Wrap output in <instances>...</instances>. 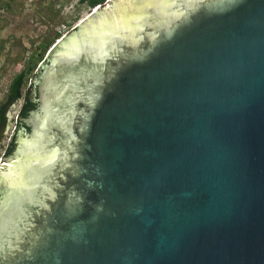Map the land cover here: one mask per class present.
<instances>
[{"label":"water","instance_id":"water-1","mask_svg":"<svg viewBox=\"0 0 264 264\" xmlns=\"http://www.w3.org/2000/svg\"><path fill=\"white\" fill-rule=\"evenodd\" d=\"M32 84L0 264H264V0H108Z\"/></svg>","mask_w":264,"mask_h":264},{"label":"rangeland","instance_id":"rangeland-1","mask_svg":"<svg viewBox=\"0 0 264 264\" xmlns=\"http://www.w3.org/2000/svg\"><path fill=\"white\" fill-rule=\"evenodd\" d=\"M91 10L82 0H0V104L13 78L33 64L31 56L34 60L39 58L44 46L49 43L54 46ZM50 48L34 69L27 72L23 93ZM21 104L22 100L15 102L6 114L9 117L6 123L10 121L12 129ZM11 133L10 130L2 136L3 144H7Z\"/></svg>","mask_w":264,"mask_h":264},{"label":"trees","instance_id":"trees-1","mask_svg":"<svg viewBox=\"0 0 264 264\" xmlns=\"http://www.w3.org/2000/svg\"><path fill=\"white\" fill-rule=\"evenodd\" d=\"M82 2H86L89 8L95 9L96 7L106 3L107 0H82ZM50 44L51 43L43 47L42 54H40L39 58H37L36 60H34V56H31L30 61L31 63L33 62V64L31 66H28L18 75H16L11 81L5 96V100L0 104V132L6 124V120H7L6 114L8 112L9 107L12 104H14L19 100H22V104L17 113V121H16L17 126L19 127L20 126L24 127L21 120L26 118L28 114L36 108L35 99L37 96V89L34 86V84H32L31 87L23 93V88L26 85V74L28 71L33 70L34 67L37 65V63L41 61L43 54L46 52V50H48L51 47ZM12 145L13 143L10 144V146L5 151V154L3 156L5 155L8 156L11 153L13 149Z\"/></svg>","mask_w":264,"mask_h":264},{"label":"flooded vegetation","instance_id":"flooded-vegetation-1","mask_svg":"<svg viewBox=\"0 0 264 264\" xmlns=\"http://www.w3.org/2000/svg\"><path fill=\"white\" fill-rule=\"evenodd\" d=\"M6 117H7V116H6ZM6 125H7V123H6ZM5 128H6V127H4V128L1 130V132H0V149L2 150V156H1V158H0V163H1L2 160L6 159V158H8V157H10V156L12 155V153H13V151H14V149H15V146H16L15 144H16V139H17V137H18V133H19L21 130H24L26 134L29 132V130H28L27 128H25V127H23V126H20V127H19V126H17V124H16L15 127L13 128L14 130L12 131V133H11V135H10L9 141L7 142V144H3L2 141H1V138H2V136L5 134ZM11 143H13V145H12L13 149H12L11 153H10L8 156H6V155L3 156V155L5 154V151L8 149V147L10 146Z\"/></svg>","mask_w":264,"mask_h":264}]
</instances>
